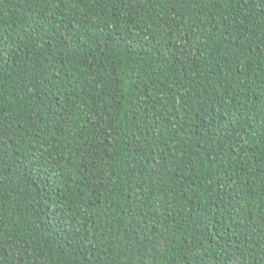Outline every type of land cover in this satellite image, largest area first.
Returning <instances> with one entry per match:
<instances>
[{"label":"trees","instance_id":"obj_1","mask_svg":"<svg viewBox=\"0 0 264 264\" xmlns=\"http://www.w3.org/2000/svg\"><path fill=\"white\" fill-rule=\"evenodd\" d=\"M0 264H264V0H0Z\"/></svg>","mask_w":264,"mask_h":264}]
</instances>
